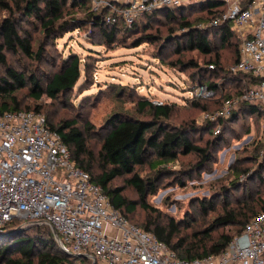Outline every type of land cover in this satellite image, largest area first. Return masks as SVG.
<instances>
[{
    "label": "trees",
    "instance_id": "16d2710c",
    "mask_svg": "<svg viewBox=\"0 0 264 264\" xmlns=\"http://www.w3.org/2000/svg\"><path fill=\"white\" fill-rule=\"evenodd\" d=\"M222 7L223 4L219 0H207L159 9L146 13L145 18L153 19L163 15L178 20L180 30L170 28L163 45L173 47L178 53L185 48L208 56L206 68L194 59L188 62L178 59L177 62L183 69L196 68V72L191 75H199L197 82L206 83L216 91L218 84L213 80H204V72H223L221 77H226L229 83H235L234 89L227 95L229 97L242 93L257 79L251 74L235 73L231 69L239 59L240 38L229 22L212 23V20L221 15ZM0 11H4L0 18V111L43 112L48 125L58 131L70 147L77 164L90 172L93 180L108 194L112 204L130 222L152 231L179 257L191 260L222 252L231 239L243 230L246 223L264 210V197L254 198L249 195L242 202H235L234 207L226 208L222 214L213 218L206 228L190 235L182 234L178 221L163 215L147 200L149 195H154L158 190V176L155 179L152 176L144 177L135 170L137 166L149 161L157 175L165 176L167 171H170L165 167L168 162L177 161L181 155H194L198 158L196 162L192 163L189 169L185 166L179 170L186 171L188 175L193 171L197 172L211 160L212 154L208 152V146L193 143L186 129L165 126V121L171 117V106L154 105L146 99L139 104L144 109L148 107L153 118H136L119 113L113 115L104 128L105 132L100 134L98 149H95L90 144V122H86V130H83L77 126L74 119L55 121L58 114L57 100L63 95H70L82 77V62L77 54L71 53L62 57L55 65L56 69L45 78L9 64L7 51L22 53L33 59H43L42 44L35 46L33 33L26 27V24L31 25V22L40 23L39 27L44 35L57 38L71 28L79 29L88 21L100 31L104 42L114 43L120 34L146 26L141 25V20L128 25L119 17L115 23H108L105 16L110 12L109 8L94 11L89 0H0ZM81 11L86 15L82 19L76 16V13ZM192 11L203 13L204 17L197 14L196 20L192 21V16L187 14ZM66 16L68 18H65ZM144 41L147 40L141 38L135 43ZM218 46L225 49L234 48L235 56L230 64L223 63ZM211 64L214 65L213 68L210 67ZM22 91H25L31 102L25 100ZM44 96L51 99L47 108L40 102ZM194 103L200 105L199 102ZM238 111L242 115L249 113L264 120V112L257 104L243 102ZM208 143L216 145L215 141ZM124 175H128L125 184L137 192V200L125 194L124 186L113 185L116 178ZM255 178L264 184V159L259 163ZM233 184L240 185L241 188L244 186L237 180ZM138 206L146 212L142 220H137L140 223L133 221V214ZM22 223V220L15 219L0 228V264H92V260L85 255H72L64 251L49 225L32 224L27 229L13 231ZM217 227L229 228L226 232L214 235Z\"/></svg>",
    "mask_w": 264,
    "mask_h": 264
},
{
    "label": "rangeland",
    "instance_id": "374dc122",
    "mask_svg": "<svg viewBox=\"0 0 264 264\" xmlns=\"http://www.w3.org/2000/svg\"><path fill=\"white\" fill-rule=\"evenodd\" d=\"M3 14L4 11H0V18ZM187 14L192 16V21L196 20L197 14L204 17L203 13L193 11ZM76 16L82 19L86 15L81 11ZM141 21V25L146 26L120 34L114 43L104 42L100 31L88 21L79 29L71 28L57 38L44 35L40 23L34 21L26 27L33 33L35 46L42 44L43 59L9 51L7 56L11 66L35 72L40 78L54 71L64 56L73 53L81 58L82 77L70 95L57 100L55 121L74 119L83 130H86V122H90V144L95 149H98L100 134L105 132L104 128L113 115L153 118L152 111L139 104L146 99L154 105L171 106V117L165 121V126L186 129L193 143L208 146L211 160L188 175L179 170L185 166L189 169L198 159L194 155H181L177 161L168 162L165 167L170 171L165 176L157 175L149 161L135 170L144 177L155 179L158 176V190L148 196V202L163 215L178 221L182 234L190 235L206 228L213 218L226 208L234 207L235 202H242L246 196L264 197V184L255 178L259 163L264 159V120L249 113H238L241 102L227 113H221L227 95L235 87V83L221 77L223 72H204V80L215 81L218 92L215 90V94L208 98L192 97L191 91L199 83V75L194 77L191 74L197 69H183L177 60L188 62L194 59L206 68L208 56L185 48L178 53L173 47L163 45L170 28L180 30L178 20L160 15L153 19L143 17ZM141 38L147 41L135 43ZM218 47L223 63L230 64L235 56L234 48ZM21 94L31 102L25 91ZM238 95L235 93L229 97ZM43 98L40 102L47 108L51 99ZM209 141H215L216 145L209 144ZM127 176L116 178L113 185L124 186L125 194L137 200V192L125 184ZM235 180L244 186H235ZM145 216L146 212L138 206L133 221L140 223L137 220ZM228 228L217 227L213 234L226 232Z\"/></svg>",
    "mask_w": 264,
    "mask_h": 264
},
{
    "label": "built area",
    "instance_id": "2783aa9c",
    "mask_svg": "<svg viewBox=\"0 0 264 264\" xmlns=\"http://www.w3.org/2000/svg\"><path fill=\"white\" fill-rule=\"evenodd\" d=\"M89 1L94 11L109 8L106 22L121 17L132 25L146 13L207 0ZM219 1L222 13L212 23L229 22L240 38L239 59L231 69L257 79L238 96L228 97L221 113L239 102L257 104L264 112V0ZM191 94L208 98L215 90L198 83ZM15 219L23 221L21 226L49 225L64 251L85 255L92 264H264V210L222 252L181 258L112 204L45 114L36 110L0 111V227Z\"/></svg>",
    "mask_w": 264,
    "mask_h": 264
},
{
    "label": "water",
    "instance_id": "95a60500",
    "mask_svg": "<svg viewBox=\"0 0 264 264\" xmlns=\"http://www.w3.org/2000/svg\"><path fill=\"white\" fill-rule=\"evenodd\" d=\"M29 226H19L18 228H16L15 230L13 231H17V230H20V229H27ZM1 228V227H0ZM80 256V255H78Z\"/></svg>",
    "mask_w": 264,
    "mask_h": 264
}]
</instances>
